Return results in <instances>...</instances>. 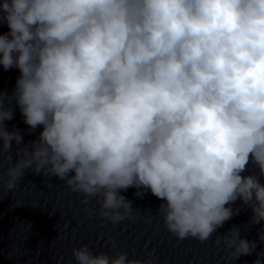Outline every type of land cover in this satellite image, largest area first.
<instances>
[{
  "label": "clouds",
  "instance_id": "9594fccd",
  "mask_svg": "<svg viewBox=\"0 0 264 264\" xmlns=\"http://www.w3.org/2000/svg\"><path fill=\"white\" fill-rule=\"evenodd\" d=\"M0 24V67L19 71L0 91V199L27 172L56 177L116 225L140 211L121 191H150L177 239H211L231 262L256 250L217 230L238 200L264 225V0H0ZM14 107L36 139L8 130ZM73 258L159 261L88 245Z\"/></svg>",
  "mask_w": 264,
  "mask_h": 264
}]
</instances>
